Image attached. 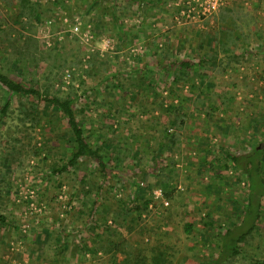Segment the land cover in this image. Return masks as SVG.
<instances>
[{
    "label": "rangeland",
    "instance_id": "obj_1",
    "mask_svg": "<svg viewBox=\"0 0 264 264\" xmlns=\"http://www.w3.org/2000/svg\"><path fill=\"white\" fill-rule=\"evenodd\" d=\"M145 1L39 0L29 31L0 0V28L35 36L48 58L20 63L24 80L44 88L47 63L63 65L51 90L75 92L77 117L92 145L105 144L111 172L86 221L96 197L77 195L79 168L53 172L71 157L66 119L43 106L41 125L23 124L21 96L0 84V107L10 102L0 110V264H153L160 249L165 264H209L218 234L240 223L247 173L226 155L264 147V0H225L209 15L197 0ZM6 48L0 37V69L16 76ZM203 57L188 73L159 63ZM170 108L183 124L169 122ZM165 127L179 135L173 150ZM17 150L18 162H4ZM87 168L95 174L93 161ZM261 209L235 264H264V199Z\"/></svg>",
    "mask_w": 264,
    "mask_h": 264
},
{
    "label": "trees",
    "instance_id": "obj_2",
    "mask_svg": "<svg viewBox=\"0 0 264 264\" xmlns=\"http://www.w3.org/2000/svg\"><path fill=\"white\" fill-rule=\"evenodd\" d=\"M10 5H16L17 18L16 21L21 22L22 28L33 31L35 24L33 21L39 19L41 15V7L38 3L39 0H7ZM128 2L135 3H145V0H127ZM145 1V2H144ZM24 18V19H22ZM13 31L9 32L7 30L0 28V37L3 38L7 47L4 53H8L10 58L7 63L9 66L18 69V75L14 76L3 69H0V84L11 94L21 96L20 104V114L21 122L26 124L31 123V127L41 125L42 116L40 115L41 107H51L55 112L60 113L62 117L66 119V126L68 137L71 138L73 143L71 150V157L62 166L55 165L54 173L62 172L64 170H69V167L79 168L80 174H78V179L80 181L81 187L79 197H88L92 193H95V200L93 201L91 207L89 208L87 220L90 221L94 219V214L96 212L98 204L104 203L107 196L103 195L104 183L106 182L109 172L108 161L106 159L104 149L105 144L101 142L97 146L92 145L85 133V128L83 127L81 121L77 117V110L75 109L74 103L76 99L75 92L67 93L66 95H60L58 91H52L51 80L55 78L62 64L56 65L55 63H47L49 68V73L47 74V83L44 88L39 85H29L25 80L20 69V63L25 62L27 59L32 60L33 64L40 67L41 61H47L48 58L42 56L44 50H42L43 45L39 43L38 39L31 35L25 34L19 37L13 36ZM11 48V50H10ZM215 55L210 57L213 58ZM15 57V58H14ZM209 59V60H210ZM208 57H203L198 60L190 58H176L171 61H161L162 71L167 72L170 69L180 68L181 71L188 73L192 68L204 64L209 61ZM91 67V66H90ZM119 74L115 77H117ZM180 74L174 76L175 80L180 78ZM10 107V102H6L0 110L3 115H7L8 109ZM172 114H175L174 121L171 122L174 126H179L183 124L185 118L184 113H179L175 108ZM170 108V110H172ZM48 110V109H47ZM178 113V114H177ZM177 119V120H176ZM179 120V122H178ZM165 141L169 142V149L173 150L176 148L179 142V135L174 132H169L168 128L165 127ZM64 135V133H63ZM17 152L9 151V158H5L4 162L15 163L18 162L19 157ZM36 152H38L36 150ZM7 156V155H6ZM228 160L232 164L242 167L247 173V184H248V194H247V205L244 208L243 217L240 223H234L233 226L227 228L224 232L218 234L220 238V243L216 246L218 250L216 255L211 258L209 264H235V259L239 256L243 250L244 242L247 241V237L251 235L256 229L257 222L260 220L262 211V200L264 199V176L262 174V162L264 160V147L254 149L245 155L239 154H227ZM93 161L96 164L95 174L89 173L87 165ZM165 195L168 196V192L165 191ZM134 208L128 204L121 206L119 210L120 216L124 218L132 215ZM207 225L213 226V223H208ZM193 230V223L186 224V232L191 233ZM153 264H165L167 262L166 253L163 250H157L151 258ZM134 264H146L145 258H138L134 260Z\"/></svg>",
    "mask_w": 264,
    "mask_h": 264
},
{
    "label": "built area",
    "instance_id": "obj_3",
    "mask_svg": "<svg viewBox=\"0 0 264 264\" xmlns=\"http://www.w3.org/2000/svg\"><path fill=\"white\" fill-rule=\"evenodd\" d=\"M198 9L202 15H209L220 9V7L225 3V0H197ZM78 30L79 28L76 27Z\"/></svg>",
    "mask_w": 264,
    "mask_h": 264
}]
</instances>
